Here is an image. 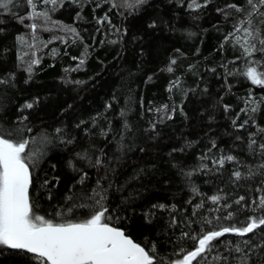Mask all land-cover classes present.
<instances>
[{
  "label": "trees",
  "instance_id": "obj_1",
  "mask_svg": "<svg viewBox=\"0 0 264 264\" xmlns=\"http://www.w3.org/2000/svg\"><path fill=\"white\" fill-rule=\"evenodd\" d=\"M33 3L47 18H30L27 0L0 9V135L29 140L36 214L60 222L57 213L72 208L64 220L88 219L89 207L73 206L93 204L86 198L100 191L108 223L157 264L194 250L192 237L264 215L258 204L264 87L244 75L248 67L264 73V6L253 11L247 0ZM249 20L247 39L256 51L246 56L240 45ZM212 243L192 264H237V245L254 249L248 264H264V226ZM0 264L37 261L0 245Z\"/></svg>",
  "mask_w": 264,
  "mask_h": 264
},
{
  "label": "snow or ice",
  "instance_id": "obj_2",
  "mask_svg": "<svg viewBox=\"0 0 264 264\" xmlns=\"http://www.w3.org/2000/svg\"><path fill=\"white\" fill-rule=\"evenodd\" d=\"M144 2L145 0H134V4L130 6H138ZM247 2L253 11L257 10L258 4L264 6V0H257V2L247 0ZM13 3L14 0H0V9L9 10V6ZM27 3L32 5L33 9L30 18L40 16L47 18L46 12L35 11L36 5L33 0H27ZM44 3L55 5L57 0H44ZM230 7L242 11L236 5H230ZM248 23L249 28L244 29V43L240 46L246 56H251L256 48L254 44L248 43L247 38L252 37L251 20ZM36 27V24L31 25L33 31ZM239 30V28L236 29V31ZM237 43H240L239 38ZM260 43L264 45V39H261ZM261 51H264V48H261ZM244 75L253 84L264 87V73H258L255 67H248ZM26 107L31 108L32 105L28 104ZM254 144L253 140L249 147L252 148ZM259 147L264 151V144ZM28 148V139L19 138L14 141L0 135V245L33 254L37 264H157L156 258L144 247L126 236L124 231L108 223L111 216L106 215L108 209L104 206L105 197L100 191L93 190L92 196L86 198L92 199L93 204L73 206L89 207L91 216L88 219L64 220V215H70L72 208H69L67 213H57V216L61 218L60 222L36 214L29 197V188L32 183L29 164L33 160L34 153L29 150L26 154ZM226 159L232 161L234 157L227 156ZM101 163L102 161L97 158L94 166H100ZM219 163L223 165L224 160L221 159ZM258 167L264 168V164ZM249 173L252 174V169H249ZM234 176L240 179L241 173L236 171ZM219 199L218 196L211 197L213 203H217ZM242 200L244 197H240L236 203L239 204ZM258 204L259 208L264 210V197H261ZM231 216L232 214L229 213L227 218ZM207 222L211 223V221ZM262 226H264V215L250 218L245 221L244 226L239 228L222 227L219 230L202 233L199 238L192 237L195 242L194 250L187 252L182 259L172 264H192L193 261L202 258L205 253L211 252L215 247L212 242L225 234L231 233L244 237ZM249 243L248 240L243 241L245 246ZM261 246L258 245V247ZM232 251L239 254L237 264H248L254 249L249 248L245 251V248L237 245ZM223 259L227 260V257Z\"/></svg>",
  "mask_w": 264,
  "mask_h": 264
},
{
  "label": "water",
  "instance_id": "obj_3",
  "mask_svg": "<svg viewBox=\"0 0 264 264\" xmlns=\"http://www.w3.org/2000/svg\"><path fill=\"white\" fill-rule=\"evenodd\" d=\"M31 172V171H30ZM31 178H32V175H31ZM30 189V188H29ZM119 229V228H118ZM120 230H122V229H120ZM123 231V230H122ZM125 233V232H124ZM126 235V234H125ZM127 236V235H126ZM129 237V236H128ZM130 238V237H129ZM132 239V238H131ZM133 240V239H132ZM134 241V240H133ZM135 242V241H134ZM17 250H19V249H17ZM20 251H24V250H20ZM24 252H26V251H24ZM29 254H31V253H29ZM31 255H33V254H31Z\"/></svg>",
  "mask_w": 264,
  "mask_h": 264
}]
</instances>
